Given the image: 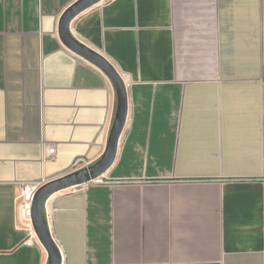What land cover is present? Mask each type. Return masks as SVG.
<instances>
[{
	"label": "crops",
	"instance_id": "1",
	"mask_svg": "<svg viewBox=\"0 0 264 264\" xmlns=\"http://www.w3.org/2000/svg\"><path fill=\"white\" fill-rule=\"evenodd\" d=\"M75 1L0 0V264H49L20 184L96 162L117 114L59 35ZM70 27L129 113L104 183L44 202L64 264H264V0H102Z\"/></svg>",
	"mask_w": 264,
	"mask_h": 264
},
{
	"label": "water",
	"instance_id": "2",
	"mask_svg": "<svg viewBox=\"0 0 264 264\" xmlns=\"http://www.w3.org/2000/svg\"><path fill=\"white\" fill-rule=\"evenodd\" d=\"M102 0H76L61 16L59 35L63 43L74 53L100 68L114 83L118 94L117 114L113 123L107 147L96 162L77 170H71L59 177L48 179L37 190L32 204V222L35 233L48 253L49 264H62L61 248L56 241L44 211L45 200L55 192L96 180L103 176L114 163L119 141L129 113V96L125 79L117 67L103 54L76 38L70 24L81 12Z\"/></svg>",
	"mask_w": 264,
	"mask_h": 264
},
{
	"label": "built area",
	"instance_id": "3",
	"mask_svg": "<svg viewBox=\"0 0 264 264\" xmlns=\"http://www.w3.org/2000/svg\"><path fill=\"white\" fill-rule=\"evenodd\" d=\"M55 152H56V148L55 147H50L49 151H48V155L47 157L50 159H54L55 158ZM90 163L84 159V158H79L75 161L73 167L71 170H77L80 168H83L85 166H88ZM43 182H23L20 185V200H19V209L21 212V216L23 218V221L25 222V224L30 228L31 233L35 236V230L33 227V222H32V204L34 201V197L35 194L37 192V190L39 189V187L43 184ZM87 183H93V184H98V183H104V180L100 177L96 180L87 182ZM46 217H47V221L49 224V227L51 229V220H52V214H50V212H46ZM52 231V229H51ZM62 264H64V262H62Z\"/></svg>",
	"mask_w": 264,
	"mask_h": 264
}]
</instances>
